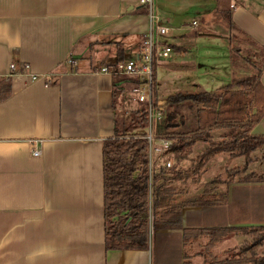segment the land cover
<instances>
[{"label":"crops","instance_id":"crops-1","mask_svg":"<svg viewBox=\"0 0 264 264\" xmlns=\"http://www.w3.org/2000/svg\"><path fill=\"white\" fill-rule=\"evenodd\" d=\"M218 3L237 29L264 48V0H157V16L170 28L169 45L182 57L198 44L208 49L226 40L214 33L222 27ZM152 24L138 0H0V79H8L12 91L0 102V264H169L167 256L174 264H205L201 247L207 239L183 245L182 228L246 225L231 211L218 224L216 206L184 207L181 228L155 230L178 238L158 244L155 256L150 237L146 249L104 246L102 144L113 136L118 112L136 101L125 89L114 109L111 73L100 69L137 57ZM204 26L208 30H199ZM32 75L37 79L31 81ZM253 132L264 134V116ZM33 149L40 155L33 156ZM231 204L227 195L217 206ZM228 238L213 255L235 252L249 240ZM172 246L174 253L167 254Z\"/></svg>","mask_w":264,"mask_h":264},{"label":"trees","instance_id":"trees-1","mask_svg":"<svg viewBox=\"0 0 264 264\" xmlns=\"http://www.w3.org/2000/svg\"><path fill=\"white\" fill-rule=\"evenodd\" d=\"M218 4L216 20L225 21L228 28L244 35L233 24L229 10ZM244 37L257 48L242 49L236 45L242 38L235 36H229L228 42L235 55L241 56L244 50L248 52L237 62L232 61V65L240 63L249 73L232 79L218 92L179 90L160 99L157 98L153 71L152 107L154 113L159 114L153 122L155 139L170 140L169 150L174 154L183 152L182 158H187L197 141L207 144L193 159L189 169L165 166L156 171L150 169L146 133L133 132V128L145 129L148 126L146 103L136 111L129 125L126 120L119 121L117 117L114 120V134L104 139L102 144L104 246L107 250L146 249L150 229L182 227L184 207L223 205L230 184L264 183V173L248 171L252 161L250 154L264 148V134L253 132L264 116V87L261 83L264 48L255 45L248 36ZM111 76L112 106L115 109L122 92L128 86L137 85L139 80L125 74L112 73ZM11 92L10 81L0 79V102L9 98ZM184 109L188 112L185 113ZM216 130H223L218 140L213 138ZM222 153L231 159L245 157L246 160L243 165L231 168L225 179L215 176L206 182L195 198L173 199L177 193L173 182L200 174L211 159ZM220 183L226 186L221 192L218 191ZM233 235H246L249 240L243 241L230 257L212 256L213 264H264V252L259 254L256 251L264 246V225L185 227L182 228V243L188 245L205 237L203 249L209 256L218 243ZM183 264L192 263L186 260Z\"/></svg>","mask_w":264,"mask_h":264},{"label":"rangeland","instance_id":"rangeland-1","mask_svg":"<svg viewBox=\"0 0 264 264\" xmlns=\"http://www.w3.org/2000/svg\"><path fill=\"white\" fill-rule=\"evenodd\" d=\"M216 22L220 23L222 27L216 28L214 33H217L226 39L218 42L220 44L219 46H215V48L209 47L208 49H204V45L198 44L195 46V49L192 52L191 47L190 52H188L184 57H182L180 54L182 51L178 53L179 50H174L171 46L172 52L167 58H159L154 62V84L157 89V98L163 99L179 90L204 89L210 92H218L223 88V86L231 82L232 79L239 78L249 73L242 64L237 63L234 66L232 64H234L233 62L240 60L242 56L245 57L247 55L248 52L245 50H255L257 47H254V45L250 43L249 40L244 37V35H241L240 32L232 28H228L225 21ZM199 30L208 29L206 26H204L200 27ZM229 36H235L238 39L242 38L241 42L236 44L242 49H245L241 56L235 55L233 53L228 42ZM170 39V33L160 36V41L162 44L171 43ZM208 50L217 51L210 52L211 54H216V56H209L207 53ZM198 79L202 80L198 81ZM219 81H221V83ZM133 87L134 86H128L126 92L128 99L130 98L132 101H136L134 103L133 109L126 111L123 110L124 113L122 111L118 112L119 121L126 120L128 125L132 117L135 116L136 111L143 105V102L138 101L136 94L132 90ZM183 111L185 113L188 112L185 109ZM155 117L156 115L152 111V122ZM133 129V132L140 131L139 128ZM146 129L147 127L144 129V131H146ZM222 131H213V138L215 140L220 139L221 134L223 133ZM206 145V143L197 141L192 147L191 153L187 156V158H182L183 152L174 154L173 151L169 149H165L162 153L158 154V156L157 154L153 153L151 163L149 162L150 169L156 171L160 167H168L166 165L167 161L170 163V168L178 167L183 170L189 169L193 165V159L196 157L199 151L205 148ZM250 157L252 161L248 165V171L264 173V148L254 151L250 154ZM245 160V157L231 159L227 154L224 153L215 156L206 164V168L200 174H194L192 178H188L180 182H173L172 185L177 188V193L173 196V199L176 201H181L195 198L201 193L206 182L211 181L215 176H220L221 179H225L231 168L243 165ZM152 162L153 164H156L154 167L152 166ZM225 188L226 186L223 183L218 185L219 192L225 190ZM227 195L232 200L230 208H223L221 206H216L214 208V218L218 220L216 221L218 224L223 225L225 223V220H227L226 218L230 215L227 211H231V213L235 215L239 214L241 219L246 220V225L252 224L256 226L264 224V183H241L234 184L233 186L229 185L227 188ZM202 211V216L206 215L207 217V212H209L208 208H203ZM150 238L154 245V256L156 252H160L159 250L157 251V245L161 242H169L173 244L178 243V238H176L174 234L169 239L163 235H158L155 230L151 231ZM227 239L221 242V244H219V246H217L214 251L221 245H225L231 241L229 238ZM188 250V247L185 248V251L189 254L190 252H188ZM165 252L167 254L174 253V246H172L171 249H166ZM263 252L264 246L257 250V253L259 254ZM201 253H205L203 247H201ZM233 254L234 251H222L221 253H218L217 257H230ZM212 256L214 255L210 254L207 256L205 264H213ZM167 259L169 264L170 262L171 264H174V258L171 259L170 256H167Z\"/></svg>","mask_w":264,"mask_h":264},{"label":"built area","instance_id":"built-area-1","mask_svg":"<svg viewBox=\"0 0 264 264\" xmlns=\"http://www.w3.org/2000/svg\"><path fill=\"white\" fill-rule=\"evenodd\" d=\"M156 1L157 0H138L139 4L147 7L148 16L153 21V24L144 37L142 49L137 57L127 61H119L110 67H101L100 69L102 72L125 74L139 80V83L135 85L132 90L136 94L138 101L146 103L148 107L149 122L145 131V138L148 142V158L150 163L153 153L158 156V154L162 153L165 149H169L172 143L168 139H155L153 135L154 119L153 122L151 120L153 111L151 87L153 82L154 62L159 58H167L172 52L169 43L162 44L160 41V36L169 34L170 28L167 24L162 23L157 16ZM231 7H233V5H231ZM195 24L196 22L193 21L192 25L195 26ZM13 67L14 64L11 63L10 68ZM36 79L37 77L35 75L31 76V81ZM155 115L159 117V114L155 113ZM32 155L36 157L39 156L40 150L33 149ZM166 165L169 167L170 163L167 161Z\"/></svg>","mask_w":264,"mask_h":264}]
</instances>
